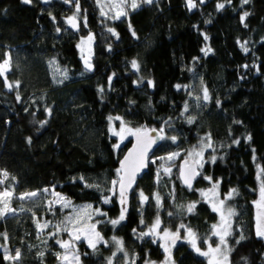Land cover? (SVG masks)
<instances>
[{
  "label": "trees",
  "instance_id": "16d2710c",
  "mask_svg": "<svg viewBox=\"0 0 264 264\" xmlns=\"http://www.w3.org/2000/svg\"><path fill=\"white\" fill-rule=\"evenodd\" d=\"M78 2L88 25L82 20L75 30L66 15L76 0L71 5L66 0H0V63L9 55L6 77L13 84L9 89L0 76V170L9 173L0 189L14 192L11 205L17 208L0 217V230L21 252L19 259H5L0 249V264H59V245L48 228L38 230L33 214L53 219L68 209L40 206L28 213L16 196L52 185L75 202L90 201L103 209L98 226L108 240L122 238L126 257H135L132 264L164 256L158 240L141 235L157 216L162 227L192 229L203 252L219 219L196 190L208 183L206 174L219 180L222 192L236 190L230 198L236 210L227 237L230 264H262L264 238L256 235L254 199L264 169V0H193L194 7L189 0H152L109 23L95 0ZM220 3L224 7L218 10ZM245 12L249 15L242 21ZM89 30L95 34L91 70L78 47L80 33ZM116 115L134 129L163 126V139L128 192L125 219L113 225L123 207L118 190H111L112 179L131 142L126 138L117 144L110 131ZM200 140L211 147L190 188L178 167L169 177L161 172V152ZM29 200L28 206L33 204ZM192 203L195 208L188 212ZM183 230L173 249L177 264H208ZM77 244L83 264H108L112 242L95 249L83 239Z\"/></svg>",
  "mask_w": 264,
  "mask_h": 264
},
{
  "label": "rangeland",
  "instance_id": "374dc122",
  "mask_svg": "<svg viewBox=\"0 0 264 264\" xmlns=\"http://www.w3.org/2000/svg\"><path fill=\"white\" fill-rule=\"evenodd\" d=\"M95 1H96L100 15L102 16L103 19H105V21H107V23H109L110 20H113L115 18L123 17V16L117 15L121 9L115 7L114 5L122 4L123 10L127 14L129 12V10L131 9V0H126V2H123V3H122V0H95ZM142 2H144V0H137L138 4H141ZM68 4L71 5V2H68ZM102 12L104 14H102ZM73 15H75L76 17H78L80 19V27L82 24V20L86 26L88 25L87 24L86 11L83 10V8L80 6V4H79V12L78 13L76 10V3L72 5V10L70 11V13L68 15H66V20L68 17H71ZM67 22H68V20H67ZM80 27H79V29H80ZM89 37H91V39H89ZM78 47H79V51H80V55H81L82 59L86 58V57H91L93 55L94 49H95V34L92 30L87 31L86 33H80V36L78 39ZM8 58H9V55L7 56L6 59H8ZM6 73H5V75H6ZM194 95L196 96V88H195V94ZM115 117H120V116L116 115ZM112 128H114L116 131H120L121 120H117V119L115 120V118H114L110 124V129H112ZM160 129H163V126H161ZM123 140H121L120 137L116 136L117 144L122 143ZM208 144H209V141L200 140L197 143L196 142L192 143L190 146H187V147L173 148V149H170L168 151L161 152L160 155L163 156V158H164V159H161V162H159V164H158L161 172L167 174V177H169V176H171L173 170H175L174 167L176 166V167H178L177 171L179 174V163H180L179 158H181V157L182 158L190 157V158L196 160V162L199 161V163H197L198 164V172H201V165L204 162L205 152H206V149L208 147L207 146ZM194 148H195L196 152H200L202 150V156H197L195 154L190 155V153H193ZM172 153H178V155H176L171 160L167 159L170 156V154H172ZM155 156L156 155H152L151 159H153V157H155ZM177 159H179V160L177 161ZM166 168L171 169L170 173H166L164 171V169H166ZM258 175L261 176V179H264L261 172H259ZM206 177H210L211 179H207L208 183H206L205 185L202 184V185L196 186V190L200 194L202 192L208 193L207 197L203 196L202 194L201 195L204 199L209 201L211 204L212 203L218 204V202L220 200H223L225 202L224 203L225 211L228 208H231L235 212L236 210L234 208V204L230 200L233 193L231 194V196H229V193L231 192V190L226 191V192H222L220 189L219 180L213 179L208 174L205 175V178ZM118 179H119V176H116L112 179V181L118 180ZM261 179H258V188H257L258 195L254 199V202L258 201L260 199ZM214 185H218V187L215 188V192H216L215 197H213V195H212V190H213ZM5 188H7L9 191H12L7 186H3L0 189V191H3ZM44 189H48V191L44 192L43 191ZM111 190L112 191L118 190V184L115 186L112 185ZM25 192H37L38 193V195L36 197H33L29 200L33 203L30 206H28V199L20 201V204H22V210H24L28 213H29V211L32 212L35 209L33 207H40V206H44L46 209H52L54 206H59L61 208L68 209L65 211L64 216H61V217L56 216L53 219L46 218L45 215H43V213L38 214L37 212L36 213L34 212L35 214H33L35 221H36V224L39 223L40 225H44L45 223H47V227H41V228L37 227L38 230L40 232L45 233L46 229L48 228L49 230L47 231V234L52 236V238H54V240L59 245V249L57 250V253L59 256V264H83V262L81 260L80 251L78 249L77 242L79 240L83 239L88 244V240L86 237L88 235H92V233L90 231H85L84 234H81V238L77 240V239H75V235L78 234L76 232V230L80 229V228L87 230L88 226H90L92 224H95V231L98 232L100 234V236L103 238L100 242H105V243L112 242L113 251L109 255L108 264H132V263H134L133 259H135V257H130V256L126 257V255L128 253L125 250L122 238L117 236V235H112L108 240L105 237V235L103 234L100 227L98 226V222L100 221V219L105 217V216L101 217L104 214L103 209L95 207L93 205V203L90 201L75 202L65 192L56 189L53 185L43 187L41 190L21 191V192L17 193L16 196L19 197V195L21 193H25ZM54 193H58L61 197H64L66 200L71 201L70 206L64 207L62 202H59V203L56 202L58 200V197L56 195H54ZM13 194H14V192H13ZM156 194H157V192H156ZM118 197H120L119 190H118ZM87 205H90L91 207H85ZM10 206L13 209H15V212L17 211V208L13 204L12 205L10 204ZM254 206H255V218H256L258 209H257V206L255 203H254ZM218 214H219V219L215 225H218L220 223V213L218 212ZM233 216L231 217V223L233 220ZM156 218L157 217H155L154 220H152L151 226L149 228H147L145 231L146 233H149V230L152 228L153 224L155 223ZM181 225L182 224H179L176 229H170V227H168V226L162 227V225L160 223V226L157 229V232L156 233H150L148 235L153 237L154 240H158L160 242V245H161L163 251H164L163 245L165 244V240H163L161 238L163 236L164 230L167 229L169 232H177V231L179 232L181 229ZM183 229H184L183 231L185 234L184 238L191 244L190 240L187 239L189 227L184 226ZM192 232H193V230H192ZM213 232H214V230H213ZM213 232L210 235L211 237L210 238L208 237L206 239V245L203 247V249H202L203 251H207L209 245H211L212 247H216V245L219 244V238L217 236H215L213 234ZM8 236H9V233L6 230H3V231L0 230V249L3 251L5 256L7 255V256H13L14 257L16 255L17 250H13L9 246L8 240H7ZM114 237L116 238L115 240L113 239ZM196 237H197V235H196ZM92 238L95 241L94 235L92 236ZM180 238H181V236H180ZM226 239H227V247L231 249L230 244L228 242V238H226ZM117 240L122 241V250H121V245L117 244V242H116ZM197 240H196V242H197ZM65 241L69 242V246L67 248L61 247V242H65ZM99 243H97V244H99ZM174 245L169 243V247H170V251H171L170 264H177V262L175 261V258H174V254H173ZM19 253L21 255L20 250H19ZM230 253H231V251L228 253L229 264H230ZM65 256L68 257L67 260L63 259V257H65ZM167 256H168V253H166L164 251V256L162 258H160V259H155V258L147 259V260H145L144 264H164ZM77 257L79 258L78 261H77ZM207 259H208V257H207ZM262 264H264V256H263Z\"/></svg>",
  "mask_w": 264,
  "mask_h": 264
},
{
  "label": "snow or ice",
  "instance_id": "6c2138e0",
  "mask_svg": "<svg viewBox=\"0 0 264 264\" xmlns=\"http://www.w3.org/2000/svg\"><path fill=\"white\" fill-rule=\"evenodd\" d=\"M25 3H31V0H24ZM66 2H71V0H66ZM126 2V0H122V3ZM144 2L151 4L152 0H144ZM230 2V0H229ZM248 0H243V3H247ZM117 8H120L121 10L118 12V16H124L127 15V13L123 10L122 8V4H117L114 5ZM139 6V4L137 3V0H131V8L136 9ZM189 6L190 7H194V3L193 0H189ZM224 7L223 3H220L217 5L218 10L222 9ZM76 10L77 13L79 12V2L78 0H76ZM102 14H104L102 12ZM249 13L245 12L244 15L241 17V20L243 21L244 18L246 16H248ZM68 23L71 24V26L73 28L77 27V23H76V16L73 15L71 17L67 18ZM109 31H114L112 29H109ZM132 35L135 36V32H132ZM89 39H91V37H89ZM205 39H207V37H205ZM241 47L243 48V50L245 52L248 51V49L241 44ZM208 51H211V49H208ZM207 54V52L205 53ZM85 65L86 67L90 70L92 65L88 62L87 59H85ZM132 67L134 69H138V64L135 60L132 61ZM247 67V66H245ZM10 68V58L5 59L2 63H0V76L4 77L5 80V85L6 87H8L9 89H11L13 87L12 83H8L7 82V77L5 75V73L9 70ZM65 75V78H67L66 76V70L65 73H63ZM111 79V78H109ZM16 85L18 86L19 82H15ZM149 84H152V81H149ZM177 87L179 88L180 86L177 85ZM17 99H19V96L17 97ZM197 99H199V97H197ZM203 99L205 101L209 100V94L207 91V88L204 89V95H203ZM219 103V102H217ZM185 110H187V105H185ZM109 121H111L113 119V117H109L108 118ZM115 119L117 120H121V128L120 131H116L114 128L110 129L114 135L120 137L121 140H123L125 138L126 135H131V136H135L136 138V144L133 145V148L129 151L128 155L125 156L124 160L120 162V168H118L117 174L119 176L118 180H113L112 181V185L115 186L117 184H119V188H120V197H121V204L125 203V194L127 189L132 187V184L135 181V177L136 174L140 171L141 168L145 167V161L147 158V153L149 148H151L152 144L155 143L156 138L152 137L150 135V132H155L156 129H146L144 127H140V128H131L128 127L126 124H124L122 118L120 117H115ZM192 122V119H189V123ZM160 132H163V129H160ZM161 139H163V136L160 137ZM209 140H210V135H209ZM171 139L173 141H175L176 137H171ZM248 139H251V137L249 136ZM235 143H238V141H235ZM208 147H211V143H209L207 145ZM114 147H119V145H115ZM195 154L197 156H202V150L200 152H196L195 148L193 149V153H190V155ZM176 155H178V153H172L170 154V156L167 158L169 160L173 159ZM164 159V158H161ZM215 159V157H213V160ZM187 163V161L185 162ZM197 163H199V161H197ZM164 171L166 173H170L171 169H164ZM0 172H2V176L3 179H0V184H3L4 181L8 178L9 173L7 171L4 170H0ZM261 174H264V169H261ZM195 175H197V173L191 168L189 167L188 171L185 172L184 168H181V177L183 178V181L186 185H188V187H191V180L192 178L195 177ZM258 179H261V176L258 175L257 177ZM13 180H15V177H12ZM81 180L83 179V177L80 178ZM206 179H211L210 177H206ZM86 186H92V185H86ZM98 187V186H97ZM218 187V185H214L213 186V190H212V195L213 197H215L216 192H215V188ZM44 192H47L48 189H44ZM236 190L232 189L231 192L229 193V196H231L232 193H234ZM203 196L207 197L208 193L206 192H202L201 193ZM38 195L37 192H25V193H21L19 195V199L20 200H25V199H31L33 197H36ZM54 195H56L58 197V200L56 202H62L64 207H68L71 204V201L66 200L64 197H61L58 193H54ZM141 196V201H146L148 199V197L143 195V192L140 193ZM13 198V192L9 191L7 188H5L3 191H0V217H3L4 215H6L7 213H13L15 212V209H13L10 204H11V200ZM156 201L157 204L159 205L160 203V198L157 195L156 196ZM108 200H105V203H107ZM224 201L220 200L217 203H212V208L213 211L219 212L220 213V223L218 225H213V234L215 236H217L219 238V244L216 245V247H212L211 245L208 246V250L207 251H201V249L199 247H197L196 244V234L194 232H192V230L189 228L188 229V237L187 239L190 240L192 247L202 256L208 257V264H229V257H228V253L231 251L230 248L227 247V237L230 236L231 233V217L233 215H235V212L233 209L228 208L226 211L224 209ZM257 206V215H256V235L258 237H262L264 238V179H261V183H260V199L258 201L254 202ZM85 207H91L90 205H87ZM195 208V203L189 204L187 206V211L188 212H192ZM127 209L126 208H122L121 209V213L119 215L118 219H114L111 220L110 223L113 225H117L119 224L121 221H123L125 219V213H126ZM90 218V217H89ZM82 219V218H81ZM141 223H143V220L141 221ZM160 218L159 216H157L155 223L153 224L152 228L149 230V233H141V235H148L150 233H156L157 229L160 226ZM38 228L41 227H47V223H45L44 225H40L39 223L37 224ZM184 225H181V228H183ZM67 230V229H66ZM85 231H90L92 233V235H88L86 238L88 240V244L89 247L95 249L97 243H99L103 238L100 236V234L98 232L95 231V224H92L90 226H88V229H77L76 232L78 234L75 235V239H80L81 238V234H84ZM135 231V229L133 230ZM95 236V241L93 240L92 236ZM163 240H165V244L163 245L164 247V251L166 253H168V256L166 257V260L164 262V264H170V260H171V251H170V247H169V243L174 245L176 243V241L178 239H180L179 236V232H169L167 229L164 230L163 232V236L161 237ZM114 240L116 239L115 237L113 238ZM240 239L243 240L244 236L241 235ZM117 244L121 245V250H122V241L117 240L116 241ZM237 243H239V241H237ZM69 246V242L65 241V242H61V247L67 248ZM41 256H43V253H40ZM20 257V253L19 250L16 251V255L13 256H5V259H19ZM64 260H67L68 257L65 256L63 257ZM78 257H77V261H78Z\"/></svg>",
  "mask_w": 264,
  "mask_h": 264
},
{
  "label": "water",
  "instance_id": "95a60500",
  "mask_svg": "<svg viewBox=\"0 0 264 264\" xmlns=\"http://www.w3.org/2000/svg\"><path fill=\"white\" fill-rule=\"evenodd\" d=\"M76 23H77V27H75L74 29L75 30H78L79 27H80V19L78 17H76ZM85 59H87L88 62L92 65L91 69H93L94 68V64L92 62H90L89 57H86V58H83L82 59L84 66L86 67V65H85ZM146 129H156L155 132H150V135L152 137H155L156 138V141H155L154 144H152L151 148H149V150H148L147 158H146V161H145L146 166L140 169V171L136 174L135 179L137 177L141 176L145 172V170H146V168L148 166L150 157L152 156V154L154 153L155 149L159 146V144L161 142V138L160 137L162 136V132H160V129L159 128H146ZM126 138H130L131 139V142L127 146V148L125 149V151H124V153H123V155L121 157L120 162L124 160L125 156L128 155L129 151L133 148V145L136 144V138H135V136L126 135L124 139H126ZM186 161H187V163H185ZM189 167H191L197 173V175H195V177L192 178V180H191V185H192L194 183L196 177L199 174V172H198V164H197L196 160H194V159H192L190 157H184V158H182L180 160V163H179V176H180V179H181V181L183 183H184V181H183V178L181 177V168H184L185 169V172H187L188 169H189ZM130 189L131 188L127 189V191H126V194H125V203L124 204H121V202H120L121 201V197H119V202H120V204L122 205L123 208H126V205H127V202H128V192L130 191ZM118 190H119V193H120L119 184H118Z\"/></svg>",
  "mask_w": 264,
  "mask_h": 264
}]
</instances>
